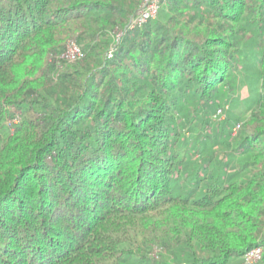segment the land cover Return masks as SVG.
<instances>
[{
    "label": "trees",
    "instance_id": "1",
    "mask_svg": "<svg viewBox=\"0 0 264 264\" xmlns=\"http://www.w3.org/2000/svg\"><path fill=\"white\" fill-rule=\"evenodd\" d=\"M142 2L0 0V264H264V0Z\"/></svg>",
    "mask_w": 264,
    "mask_h": 264
},
{
    "label": "built area",
    "instance_id": "2",
    "mask_svg": "<svg viewBox=\"0 0 264 264\" xmlns=\"http://www.w3.org/2000/svg\"><path fill=\"white\" fill-rule=\"evenodd\" d=\"M160 7V0H143L141 9L139 10L138 14L133 17L130 22V27L141 26L149 19L154 18L159 10ZM122 36V32L116 34V40H120ZM84 53L80 46V44L74 40L68 44L65 52L62 55V58L69 63L76 62L77 60L83 57ZM218 114L223 113L222 109H219ZM241 128V123H237L233 127V135H235L238 130ZM263 254V247L258 246L247 252L243 257V264H255L258 262Z\"/></svg>",
    "mask_w": 264,
    "mask_h": 264
},
{
    "label": "rangeland",
    "instance_id": "3",
    "mask_svg": "<svg viewBox=\"0 0 264 264\" xmlns=\"http://www.w3.org/2000/svg\"><path fill=\"white\" fill-rule=\"evenodd\" d=\"M75 22V24H73V25H71V31H69L68 33H65L63 36H62V39L64 40V45H65V50H66V48L68 47V44H70V42H72V41H74V40H77L76 38H77V36L79 35V33L81 32V31H83V29L81 28V24H80V22L78 23V21H74ZM83 24V23H82ZM82 29V30H81ZM119 32H121V31H119ZM118 31H117V33L116 34H118L119 33ZM66 34H68V35H66ZM65 52V51H64ZM64 52H62L59 56V58H61L62 57V55H63V53ZM251 94V91L249 90V88L247 87V86H244L241 90H240V99L242 100V99H245L246 97H248L249 95ZM236 111H238V112H241V113H243V114H246V112H247V109H246V107L241 103V105H240V107H238V108H236ZM221 114H223V113H221ZM239 123V122H238ZM138 245L137 246H139V241H138V243H137ZM152 252H151V254H152V256H154V257H157V255H158V252H159V248L158 247H155V248H153L152 250H151ZM235 259V258H234ZM234 259L233 260H231V263L234 261Z\"/></svg>",
    "mask_w": 264,
    "mask_h": 264
}]
</instances>
